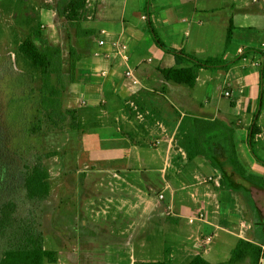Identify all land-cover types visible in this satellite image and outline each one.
I'll return each mask as SVG.
<instances>
[{
  "label": "crops",
  "instance_id": "crops-1",
  "mask_svg": "<svg viewBox=\"0 0 264 264\" xmlns=\"http://www.w3.org/2000/svg\"><path fill=\"white\" fill-rule=\"evenodd\" d=\"M146 1L92 0L94 18L82 25L84 32L80 38L85 40L84 51L87 48L93 51L95 62L91 63L82 53L84 57L77 64L75 81L69 87L68 98L73 91V100L77 99L74 100L76 106L68 107L86 106L95 110L92 127L100 118L107 124L120 125L112 138L114 151H106L107 161L103 169L98 170L107 174L110 187L118 185L135 192H143L146 187L151 192L156 190L153 180L159 176L164 188L161 193L169 192L164 205L145 198L135 204L130 216L141 209L136 219L138 229L130 235V244L125 247L108 245V252L118 259L111 258L107 263L122 264L126 257H129L128 264L145 262L144 258L137 260L134 254L137 246L142 257L148 254L143 252L148 242L143 222L158 215L170 264H188L197 255L209 261L206 256L214 249L207 251L209 245L203 255L198 245H205L206 237L217 231L223 233L220 242L227 250V257L209 261L211 264H226L239 240L251 244L250 254L234 264H264V242L254 243L250 237L253 223L243 233L239 228L241 222L252 221L242 213L247 203L240 194L245 190L240 178L254 174L264 177V17L261 7L250 5V0H148L149 22L143 24L138 19L144 15L140 8ZM46 10L54 11L47 7ZM41 12V17L51 21L50 12L45 14L42 9ZM220 16L225 19L221 20ZM42 22L45 21L41 20V26ZM151 27L169 48L183 50L199 60L223 58L226 66L199 69L194 87L167 81L162 70L192 68L193 64L185 61L177 65L174 55L156 46ZM218 27L221 36L219 41H213ZM103 30L107 31V36L102 35ZM123 31L130 45V66L135 79L124 76L127 68L120 60L95 55L101 51L98 41H110ZM229 33L231 39L227 44ZM92 35L97 38L92 39ZM218 42L220 51L211 56ZM227 91L229 97L225 96ZM186 118L216 123V128L204 136L208 157L198 155L194 161H187L179 140L189 131L182 134L178 131ZM193 124L191 122L187 129ZM200 127L203 131L208 129L206 124ZM130 173L137 176L130 178ZM200 174L214 178L207 193L208 200L197 193L204 191L200 188L202 183L190 182ZM247 191L260 210L256 193L264 189L251 186ZM177 199L182 205V214L177 213ZM196 206H201L206 218L191 225L186 216L199 213L193 210ZM261 214L264 221L262 211ZM113 220L117 218L114 216ZM121 236L126 233L122 232ZM73 262L80 264L81 260Z\"/></svg>",
  "mask_w": 264,
  "mask_h": 264
},
{
  "label": "rangeland",
  "instance_id": "rangeland-1",
  "mask_svg": "<svg viewBox=\"0 0 264 264\" xmlns=\"http://www.w3.org/2000/svg\"><path fill=\"white\" fill-rule=\"evenodd\" d=\"M121 1L123 3V0ZM48 3H51V0L0 1V120L6 134L7 143L12 150L19 151L27 156L32 153H43L57 149L66 153L46 161L51 171V178L45 184L44 203L39 220L41 223L40 231L43 234L45 248L56 252L60 262H46L45 264H76L73 262L74 260H81L80 264H109L107 262L111 258L114 260L118 257L112 256L108 252V245H111L112 248H118L119 244L125 247L126 244H130V238L132 237L130 235L138 229L136 219L141 209L137 211L136 215L130 216L135 204L139 203L140 199L145 198L156 202L157 205H164L168 202L169 192L165 191L164 196L167 197L165 202L159 200L158 194L164 191V188H161L163 183L159 176L153 180V185L156 187L155 191L150 192L146 187H144L143 192L126 191L118 185H115L113 190L109 185L107 174L98 171L103 169L102 165L107 161L105 159L106 151H114L115 146L112 138L119 131L120 125L118 123L107 124L105 119L100 118L98 124L88 130V135L79 137L76 132L67 131L47 136L32 135L27 125L20 126L15 121L22 114L19 109L26 111L29 106L33 105L28 99L31 97L29 93L33 90L34 84L14 66L12 62L14 61L13 55L16 41L25 32L24 21L29 17L37 19L39 17L37 10L40 11V16L43 14L41 9L45 14L50 12L52 15L51 21L46 20V17L43 16L40 22L41 20L45 21L42 22V25L47 23L45 33H47L50 43L64 49L66 73H69L70 47L78 54L85 53V57L91 63L95 62L93 51L90 48L86 49L87 53L84 51L85 40L80 38L81 35L79 36L75 29L71 32L72 38H68L70 26L55 11L46 10ZM149 3L150 1L147 0L145 5L140 8V12L144 15L148 14L146 8ZM250 5L254 4L251 2ZM47 9H51V7ZM146 16L148 17V15ZM141 17L138 20L143 24H148L149 21L144 23ZM223 19L225 18L222 17L221 20ZM217 30L218 35L214 34L213 41H219L221 36L219 27ZM14 36H16V39H14ZM96 38V35H92V39ZM219 45V42L214 45L210 53L211 56H215L216 52L220 51ZM168 46L170 45L168 44ZM143 65L146 66L147 64ZM149 65L154 66L153 64ZM74 100L73 91H71L69 98L67 96L66 99L67 106H76ZM90 133H92L91 136H89ZM135 176L137 175L130 173V178ZM213 179V176L200 174L197 178L193 177L190 182L192 184L202 183L200 186L203 187H199L204 191L197 193L201 194L204 200H208L207 193H209L212 182H214ZM240 183L245 186V190L240 194L245 204L247 203V208L244 211L241 209L243 216L247 215L253 221V230L250 232L252 233L250 237L254 243H263L264 221L261 211L264 214V206L262 207L264 205V191L256 193L257 205L260 207V211L255 207L253 197L247 189L251 186L264 189V177L257 174L242 176ZM139 188L143 187L139 186ZM212 193L215 194L214 189H212ZM176 207L178 214L184 213L178 199ZM200 209L201 206L193 207V210L206 214L205 211L202 212ZM199 213H193L186 217ZM114 216L117 218L115 221L113 220ZM148 216L151 217V214H148ZM158 217L156 215L150 218L151 221L143 222L145 227L144 236L147 237L148 241L145 242L143 252H148V254L142 257L140 247L137 246L134 254L137 260L144 258L146 261H164V259L168 261L167 254L164 251L166 238L163 236V231L158 224ZM197 222L191 225H196ZM122 232L126 233V236H121ZM240 233H243V231ZM222 234V232L217 231L215 234H211V243L198 245V250L203 255L209 245L207 251L210 248L214 249L209 256H206L209 261L223 260L227 257V250H225L224 244L220 242ZM229 256L231 255L229 254ZM121 263L128 264L129 257H126Z\"/></svg>",
  "mask_w": 264,
  "mask_h": 264
},
{
  "label": "trees",
  "instance_id": "trees-1",
  "mask_svg": "<svg viewBox=\"0 0 264 264\" xmlns=\"http://www.w3.org/2000/svg\"><path fill=\"white\" fill-rule=\"evenodd\" d=\"M48 7L54 8L57 15L68 23L70 39L73 29L82 36V24L94 18L95 7L91 6L88 0H53ZM37 13V19L29 17L24 21L25 32L16 41L14 50V66L34 84L28 99L33 105L26 111L19 109L22 114L15 121L20 126L27 125L32 135L47 136L67 131L76 132L79 137L84 136L92 127L95 110L86 106L70 108L66 104L69 87L75 81L77 64L84 55L78 54L70 47L69 73H66L64 49L50 43L41 26L40 11L37 10ZM150 33L156 46L174 55L177 65L185 61L193 64L192 68L162 70L167 81L194 87L199 69L226 66L223 58L199 60L183 50L169 48L153 27ZM230 39L229 33L227 44ZM191 122L194 124L187 129ZM204 124L208 125L206 131L198 128ZM215 128L216 123L192 118L184 120L178 131L182 134L188 130L189 134L179 140V143L188 162L194 161L198 155L208 157L204 136ZM194 130H197L196 134ZM64 154V151L57 149L27 156L12 150L0 120V264H45L58 261L57 253L47 250L44 246L39 220L44 203L45 184L51 178L46 161ZM250 246L248 241L239 240L226 264L242 261L250 254ZM137 264L170 263L145 261ZM188 264L211 263L203 256L197 255Z\"/></svg>",
  "mask_w": 264,
  "mask_h": 264
},
{
  "label": "built area",
  "instance_id": "built-area-1",
  "mask_svg": "<svg viewBox=\"0 0 264 264\" xmlns=\"http://www.w3.org/2000/svg\"><path fill=\"white\" fill-rule=\"evenodd\" d=\"M88 2H90V5L93 6L92 0H88ZM252 4H256L259 5L261 7V10L263 12V16H264V0H251ZM94 7V6H93ZM148 18L146 15H143L141 17V20L144 22L148 21ZM47 27V23H44L42 25V28H46ZM102 35L107 36L108 33L106 30L101 31ZM126 38V34L124 33V31L122 33H120V35L116 36L115 38H113L112 40L108 41L106 39H101L100 41H98V47L101 49V51L96 52L95 55L99 56V57H103L105 59H118L120 60L125 66H126V70L124 71V76L126 78L129 79H135L134 77V71L132 69V67L130 66V61H131V51H130V45L128 43V41L125 40ZM240 52L242 53L243 50H240ZM14 58V56H13ZM256 66H258V63H255ZM105 74V72H104ZM136 82V81H135ZM225 96L229 97L230 96V92L227 91L225 93ZM160 200H164L165 196L164 194H159L158 195ZM205 214L204 213H199L197 215L194 216H190V217H186V219L188 220V222L190 224H194L197 221H204L205 220ZM252 221L246 220L243 221L239 224V228L240 231H244L245 229H250L252 226ZM212 241V236H208L205 239V243L209 244Z\"/></svg>",
  "mask_w": 264,
  "mask_h": 264
}]
</instances>
